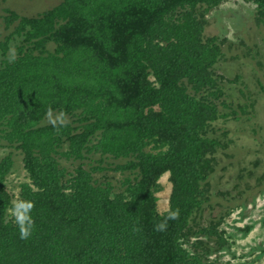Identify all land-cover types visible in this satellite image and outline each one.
Masks as SVG:
<instances>
[{"label":"trees","instance_id":"trees-1","mask_svg":"<svg viewBox=\"0 0 264 264\" xmlns=\"http://www.w3.org/2000/svg\"><path fill=\"white\" fill-rule=\"evenodd\" d=\"M225 1L61 0L36 16L6 9L0 141L19 151L30 182L14 202L13 159L0 160V264H209L211 239L227 244L223 217L200 222L231 142L215 124L238 118L225 111L233 80L216 69L226 39L206 34L208 14ZM244 1L264 26V0ZM166 173L169 207L159 213ZM20 201L33 204L25 238Z\"/></svg>","mask_w":264,"mask_h":264},{"label":"rangeland","instance_id":"rangeland-1","mask_svg":"<svg viewBox=\"0 0 264 264\" xmlns=\"http://www.w3.org/2000/svg\"><path fill=\"white\" fill-rule=\"evenodd\" d=\"M60 1L0 0V40L10 32L3 19L6 9L36 16ZM207 18L206 34L226 39L222 47L224 61L216 69L233 80L225 83L233 103L225 111L234 110L238 117L220 119L215 124L214 135L231 142L219 154V164L210 177V202L200 222L208 226L211 220L223 217L219 229L224 231L227 244L219 248L212 238L207 262L264 264V26L257 24L254 6L244 0H227ZM50 119L56 120L57 116ZM8 154L13 164L7 186L16 202L21 185L30 180L19 151L0 141V160ZM160 184L157 208L163 213L169 207L172 188L168 173L161 177ZM198 238L201 236L191 238V243ZM187 247L194 252L192 246Z\"/></svg>","mask_w":264,"mask_h":264},{"label":"clouds","instance_id":"clouds-1","mask_svg":"<svg viewBox=\"0 0 264 264\" xmlns=\"http://www.w3.org/2000/svg\"><path fill=\"white\" fill-rule=\"evenodd\" d=\"M33 204L31 201H20L14 205V215L20 227L21 238H25L28 235V231L25 228V222L27 221L28 226H31V220L29 218V212L32 209ZM175 214L170 213V217L174 218ZM162 227V225H161Z\"/></svg>","mask_w":264,"mask_h":264}]
</instances>
